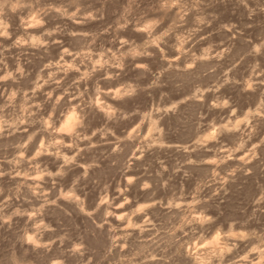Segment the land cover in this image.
I'll use <instances>...</instances> for the list:
<instances>
[{"label":"rangeland","instance_id":"374dc122","mask_svg":"<svg viewBox=\"0 0 264 264\" xmlns=\"http://www.w3.org/2000/svg\"><path fill=\"white\" fill-rule=\"evenodd\" d=\"M115 263L264 264L261 0H0V264Z\"/></svg>","mask_w":264,"mask_h":264},{"label":"bare ground","instance_id":"6f19581e","mask_svg":"<svg viewBox=\"0 0 264 264\" xmlns=\"http://www.w3.org/2000/svg\"><path fill=\"white\" fill-rule=\"evenodd\" d=\"M183 16V15H182ZM171 22V21H170ZM33 22H31V21H28V22H25L24 23V25H27L28 27L32 24ZM32 28V27H31ZM34 28V27H33ZM23 29L25 30V29H27V27H23ZM194 30V29H193ZM239 54H240V52H239ZM170 65V64H169ZM197 74V73H196ZM55 81V80H54ZM51 82V81H50ZM52 93V92H51ZM115 93L116 92H114V93H110L109 91L106 93V95L107 96H114L115 95ZM105 94V93H104ZM97 99V98H96ZM99 101V100H98ZM99 111V110H98ZM73 112V111H72ZM101 112V111H100ZM75 116H74V114H69L67 117H66V119H65V121H64V123H63V129H61L60 131V133H59V135L61 136V137H63L64 138V136H68L66 139H68L69 137H71V136H73L72 134H71V131H72V129L74 128V126H75ZM187 124V123H186ZM89 127V126H88ZM81 130V129H80ZM39 133V132H38ZM78 133V132H77ZM57 134V133H56ZM109 135V134H108ZM70 139V138H69ZM63 140V139H62ZM71 140V139H70ZM64 142H66V141H64ZM64 147V146H63ZM131 148V147H130ZM112 150V149H111ZM67 151H69V150H67ZM29 152V151H28ZM124 154V153H123ZM224 154V153H223ZM226 155V154H225ZM109 158V157H108ZM124 159V158H123ZM121 164V163H120ZM142 166V165H141ZM258 168V167H257ZM122 172V171H121ZM92 178V177H91ZM155 178V177H154ZM60 179V178H59ZM36 181H38L35 177H33V178H28V183H30V184H34V183H36ZM34 190V189H33ZM72 192V191H71ZM121 193V192H120ZM69 199H70V202H71V200H72V198H71V196L70 197H68V201H69ZM92 199V198H91ZM140 201V200H139ZM173 209V208H172ZM120 210V209H119ZM170 210V209H169ZM113 211V210H112ZM186 212V211H185ZM116 213V212H115ZM118 213V212H117ZM112 215H115V214H112ZM117 215V214H116ZM115 215V216H116ZM122 215V214H121ZM167 215V214H166ZM118 217V216H117ZM121 216H119V218H120ZM180 217V216H179ZM146 219V218H145ZM200 219V218H199ZM122 220V219H121ZM181 220V219H180ZM201 220V219H200ZM124 221H126V220H124ZM164 221V220H163ZM121 224V223H120ZM122 224H123V222H122ZM261 224V223H260ZM124 225V224H123ZM176 226V225H175ZM149 228H150V226H149ZM167 229V228H166ZM157 231V230H156ZM118 235V234H117ZM139 238V237H138ZM217 238V237H216ZM102 239V238H101ZM114 240V239H113ZM142 241V240H141ZM27 242L28 243H32L30 240H29V238H27ZM78 243V242H77ZM247 244V243H246ZM31 245V244H30ZM137 246V245H136ZM248 248V247H247ZM176 249V248H175ZM131 250V249H130ZM255 255V254H254ZM99 256H101V255H99ZM177 256V255H176ZM182 256V255H181ZM184 257V256H183ZM148 258V257H147ZM145 260V259H144ZM150 261V260H149ZM242 261V260H241ZM116 264V263H115Z\"/></svg>","mask_w":264,"mask_h":264},{"label":"clouds","instance_id":"9594fccd","mask_svg":"<svg viewBox=\"0 0 264 264\" xmlns=\"http://www.w3.org/2000/svg\"><path fill=\"white\" fill-rule=\"evenodd\" d=\"M261 3L264 4V0H261ZM260 11H262V9H261L260 7H256V8L254 9V11H250V12H249V17L252 18V17L254 16V13H255V12H260Z\"/></svg>","mask_w":264,"mask_h":264}]
</instances>
